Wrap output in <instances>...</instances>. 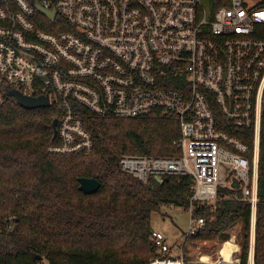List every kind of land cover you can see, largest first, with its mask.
<instances>
[{"label":"built area","instance_id":"obj_1","mask_svg":"<svg viewBox=\"0 0 264 264\" xmlns=\"http://www.w3.org/2000/svg\"><path fill=\"white\" fill-rule=\"evenodd\" d=\"M37 5L56 10V18ZM39 12L71 29L40 28ZM1 79L23 94L48 95L50 105L62 110L58 140L49 149L57 154L92 152L84 108L104 117L177 120L179 155L119 159L122 171L143 182L177 174L192 178L181 254L173 256L166 235L153 229L158 253L149 264H242L235 234L193 256L185 253L191 236L215 219L196 211L215 212L220 189L250 203L247 264H255L264 147V0H0ZM218 112L232 129L246 130L252 143L226 129ZM228 241L234 247L226 255Z\"/></svg>","mask_w":264,"mask_h":264},{"label":"trees","instance_id":"obj_2","mask_svg":"<svg viewBox=\"0 0 264 264\" xmlns=\"http://www.w3.org/2000/svg\"><path fill=\"white\" fill-rule=\"evenodd\" d=\"M42 29L70 30L60 18L54 25L38 13ZM14 86L0 80V264H149L158 248L151 240L152 214L163 205L188 209L192 178L170 175L163 182H143L119 166L123 154L177 156L181 136L174 118H114L88 110L83 122L92 135L91 153L57 154L50 147L53 120L62 115L54 104L29 109L10 94ZM224 127L248 143L243 129ZM249 134V131H248ZM101 182L94 192L80 190L79 179ZM220 189L221 200L193 240H215L240 223L242 264L248 263L251 228L249 202L231 199ZM255 264H264V147L260 151Z\"/></svg>","mask_w":264,"mask_h":264},{"label":"rangeland","instance_id":"obj_3","mask_svg":"<svg viewBox=\"0 0 264 264\" xmlns=\"http://www.w3.org/2000/svg\"><path fill=\"white\" fill-rule=\"evenodd\" d=\"M190 212L188 209L173 205H163L160 210L155 211L152 214V227L155 230L163 232L170 245L172 246L171 254L173 256L180 255L182 251V246L185 241L186 233L189 228ZM241 224L238 223L228 229L227 233H223L221 238L215 240H201L198 245L193 242V239H189L185 246V253L187 255L193 256L196 254L197 249H205L209 247H214L215 242L223 241L231 238L232 234L237 236V241L241 245V234L240 233ZM205 241L208 244H205ZM201 243V244H200ZM196 245V246H195ZM199 247V248H198ZM242 247V245H241ZM249 251V245H248ZM188 252L190 254H188ZM43 264H48L47 260H44Z\"/></svg>","mask_w":264,"mask_h":264},{"label":"water","instance_id":"obj_4","mask_svg":"<svg viewBox=\"0 0 264 264\" xmlns=\"http://www.w3.org/2000/svg\"><path fill=\"white\" fill-rule=\"evenodd\" d=\"M38 9L42 12H44L51 20H54L56 18V10H46L42 6L37 5ZM10 94L14 96L17 99V102L29 109L34 108H40V107H49L50 106V100L48 95H41V96H29L26 94H23L21 91L17 89H11ZM59 119L55 118L53 120L52 126L54 130V138L57 135V124ZM80 182V190L90 193L94 192L97 189L101 187V182L93 177H81L79 179ZM234 186H238V182L234 183Z\"/></svg>","mask_w":264,"mask_h":264},{"label":"bare ground","instance_id":"obj_5","mask_svg":"<svg viewBox=\"0 0 264 264\" xmlns=\"http://www.w3.org/2000/svg\"><path fill=\"white\" fill-rule=\"evenodd\" d=\"M234 247V244L232 241H228L227 243L224 244L223 248H222V252L226 255L229 254L230 249Z\"/></svg>","mask_w":264,"mask_h":264}]
</instances>
